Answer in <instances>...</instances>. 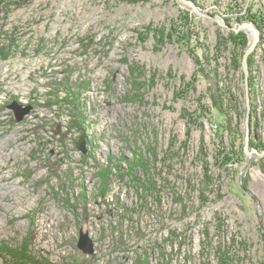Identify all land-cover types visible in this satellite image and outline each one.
I'll return each instance as SVG.
<instances>
[{
  "label": "rangeland",
  "instance_id": "rangeland-1",
  "mask_svg": "<svg viewBox=\"0 0 264 264\" xmlns=\"http://www.w3.org/2000/svg\"><path fill=\"white\" fill-rule=\"evenodd\" d=\"M191 1L0 0V264H264V0Z\"/></svg>",
  "mask_w": 264,
  "mask_h": 264
},
{
  "label": "water",
  "instance_id": "water-1",
  "mask_svg": "<svg viewBox=\"0 0 264 264\" xmlns=\"http://www.w3.org/2000/svg\"><path fill=\"white\" fill-rule=\"evenodd\" d=\"M181 3L191 6L192 8H195L194 3L191 0H179ZM220 22V20L218 19ZM240 28H245L247 31H249L252 34V42L250 46L248 47L243 60V66L247 73V110H246V138H245V152L248 155H253L254 153L258 155H264V151H259L256 148L249 149L250 145V121H251V95H250V87L248 83V75H249V69H248V55L255 49L256 45L261 39V31L259 27H257L256 23L253 21H246L242 23H238V26L234 27L235 30H239ZM13 110L15 111L16 119L22 120L27 112L32 108L31 105H27V107L23 108L20 104L13 103L12 106ZM83 138V137H82ZM78 148H80L83 151H86L85 142L84 140H81L78 142ZM79 246L85 253H94L95 251V243L92 237L88 232L81 231L80 233V239H79Z\"/></svg>",
  "mask_w": 264,
  "mask_h": 264
},
{
  "label": "trees",
  "instance_id": "trees-1",
  "mask_svg": "<svg viewBox=\"0 0 264 264\" xmlns=\"http://www.w3.org/2000/svg\"><path fill=\"white\" fill-rule=\"evenodd\" d=\"M250 17H252V20H254V22L255 21H257V16L256 15H252V16H250ZM250 19V18H249ZM188 34V33H187ZM189 38H191L192 37V33L190 32L189 34ZM194 79V81H196V76H195V78H193ZM192 84H194V82H192L191 81V83H189L188 84V86H191ZM222 92V91H221ZM220 93V92H219ZM221 94V93H220ZM219 94V95H220ZM223 96V95H222ZM218 100H215V103H214V108L216 109L217 108V111H219V113H222V114H224L225 116H226V121H227V125L225 126L228 130H229V132L231 133V134H233V135H238V132H239V124H237L236 122H235V120H234V117H233V115L231 114V110H230V108L228 109V110H226V108H225V105H224V98H221V99H219V98H217ZM235 110H236V114H237V116L239 115V121L241 120V113H240V111H239V109H237V108H234ZM209 111V109H206V111ZM79 114H81V113H79ZM183 114H187V112H184ZM190 114V113H189ZM82 118H83V113H82ZM188 120H190L189 121V123H192V122H195L196 121V118H193L192 116H189L188 117ZM195 120V121H194ZM235 137L233 138V140H232V143L230 144L231 145V147L233 148V147H235ZM229 156V155H228ZM229 159H231V158H229ZM111 162H112V157H111ZM111 170H112V168H111ZM111 170L110 169H106V171H104V174H103V176H104V178H106L105 179V181L106 182H104L103 183V185L100 187V193H101V195H106L108 192V190H110L109 189V185H110V178H109V176H110V174H111ZM208 172L206 171L205 172V175H206V178H205V180H204V182H203V186H202V188H201V194H204L205 193V189H206V181H207V178L209 179L210 177L208 176V174H207ZM103 178V177H102ZM105 189H107V190H105ZM26 249V248H25ZM14 251V250H13ZM12 251V252H13ZM8 254L9 255H13L14 257H18V261L19 262H17L16 264H33L35 261L33 260V258H32V256H30V254L29 255H27L26 254V252H23V250L22 251H19L18 253H16V251H14L13 253H11V252H8ZM26 259V260H25ZM143 264H146L145 262H143Z\"/></svg>",
  "mask_w": 264,
  "mask_h": 264
},
{
  "label": "bare ground",
  "instance_id": "bare-ground-1",
  "mask_svg": "<svg viewBox=\"0 0 264 264\" xmlns=\"http://www.w3.org/2000/svg\"><path fill=\"white\" fill-rule=\"evenodd\" d=\"M218 19H220V18H218ZM253 81V80H252ZM109 87V86H108ZM219 96V95H218ZM69 102V101H68ZM76 102H78V98L75 100V103ZM16 104H20V103H18V102H16ZM21 105V104H20ZM81 105H83V104H81ZM22 106V105H21ZM75 106H76V104H75ZM78 109V108H77ZM217 109V108H216ZM84 110H85V108H84ZM82 111V110H81ZM79 114V113H78ZM88 116V114H86V112L84 113L83 112V118H82V116H81V114H79V116H80V122H79V126H81V127H84L85 128V125H86V120L87 119H85V116ZM243 116V115H242ZM220 117V116H219ZM82 118V119H81ZM89 121V120H88ZM83 136H81V139L79 140V142L81 141V140H84V142H85V139H84V137L82 138ZM259 144V143H258ZM122 166V165H121ZM104 178V177H103ZM102 186V185H101ZM105 190H107V189H105ZM99 194V193H98ZM96 197V196H95ZM24 243V242H23ZM28 247V246H27ZM81 262V261H80Z\"/></svg>",
  "mask_w": 264,
  "mask_h": 264
}]
</instances>
